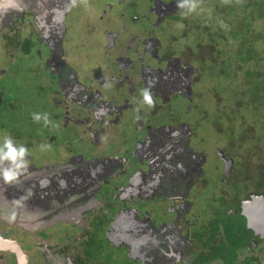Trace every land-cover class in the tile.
I'll return each instance as SVG.
<instances>
[{
    "label": "flooded vegetation",
    "instance_id": "obj_1",
    "mask_svg": "<svg viewBox=\"0 0 264 264\" xmlns=\"http://www.w3.org/2000/svg\"><path fill=\"white\" fill-rule=\"evenodd\" d=\"M54 4L47 12L53 20L46 27L50 33L37 24L35 12L25 9L5 29L21 36L27 62L33 74L40 73L47 98L63 111L66 126H84L97 147L105 142L89 161L78 158L46 166L50 170L45 174L34 171L52 200L70 194L78 184L95 197L82 204V211L81 205L63 209L77 224L82 223L78 226L84 234L80 237L68 224L70 228L61 234L62 250H67L68 243L80 249L74 264H108L122 254L123 264H264V227L258 212L264 190L236 170L230 145L204 147L209 127L217 134L211 124L219 118H209L207 105L204 112L197 109V103L203 102L199 68L193 60H183L178 47L163 39L158 30H164L168 18L169 31H174L179 10L176 0H64ZM186 22L184 18L183 27ZM91 51L98 54L96 65L93 60L84 61L83 55ZM93 72L97 81L109 84L110 95L96 85ZM145 87L152 93L151 106L141 103ZM98 109L104 114L98 115ZM39 192L34 188V196ZM200 195L209 210L207 216L195 206ZM231 219H244L242 228L252 234L246 247L251 254L239 244L238 259L233 261L229 256L237 243L223 229L229 226L235 231ZM198 224L203 234L192 232ZM1 231L0 237L15 244L6 230ZM204 238L206 243L201 242ZM16 244L12 251L0 242V251H11L14 256L7 264H33L26 247ZM93 244L97 246L91 257ZM5 259L0 253V264Z\"/></svg>",
    "mask_w": 264,
    "mask_h": 264
},
{
    "label": "rangeland",
    "instance_id": "obj_2",
    "mask_svg": "<svg viewBox=\"0 0 264 264\" xmlns=\"http://www.w3.org/2000/svg\"><path fill=\"white\" fill-rule=\"evenodd\" d=\"M163 1L169 2L170 0ZM210 1L211 0H193L196 8L192 13L186 16H181L180 13L182 10H177L176 14H178V19L177 23L173 25L175 26L174 31H172V29L169 31L168 18L163 22L162 27H164V30L158 27L161 37L163 39H169L173 47H178V53L185 61L193 60L195 63L194 60L198 58L199 60L201 59L199 55L208 50V47H206L207 42L205 41V36L208 35V32H211L213 37H216L215 49H218L217 51L220 52V55H230L236 48L235 39H233L226 30H221L223 25H225V29H227L226 27L228 26L226 22H222V26L220 24L218 25V22L222 20V15L213 7ZM225 15L229 22V26H233L235 23L232 21L231 14L228 12L225 13ZM184 18L189 22V26L185 25V27L182 28L177 27V24L182 23ZM261 26L262 24L259 22L252 24L253 28ZM7 27L8 26H6V28ZM1 31L0 70H3V73L0 71V136L5 133L11 134L18 143L25 144L31 150V155L28 159L31 161L30 164L33 165V168H31L30 173H25L18 179L20 183L18 184L17 191L14 192V194L21 193L20 197H23L24 195L22 196V194H25L27 191V184L30 182V179L36 177L34 172L35 169H38L36 173L40 171L39 173L45 174L50 170V168L46 169V166H58L78 160V158L89 161L94 155H97L98 151L104 148L105 142L103 141L101 145L97 147L89 139L88 132L84 131V126L73 127L71 124L66 126L67 123L64 122L65 118L63 111L58 109L55 102L47 98V89H45L43 85L40 73L33 74L32 67H30V64L27 62V56L23 53L24 50L16 45L17 41L14 42L18 38L22 39L21 36L19 37L15 33H10V31L6 29H1ZM5 31H9V33H4ZM23 32H25V30H23ZM255 34L256 32L252 34L253 37H255ZM171 37H176L178 40L173 41ZM95 40H97V38ZM7 43L10 47H8ZM203 47H205V51L201 50ZM257 47L261 51L264 50L260 42H258ZM191 49H194V51ZM191 52H193V54ZM83 57L86 63L87 60H93L94 65L97 64V53L91 51L88 56L83 55ZM214 57L215 55H209L207 57L208 61L210 62V59ZM224 57L225 56H221L220 59L224 61ZM196 63L198 64V62ZM252 65V62L244 64L241 71L244 72L248 66ZM195 68H199L198 74L200 75V67ZM77 69L80 71L81 67H77ZM85 70L86 68H84L83 71ZM93 74L94 80L97 81L94 72ZM200 80L199 89L201 95H203L201 101L204 103H197V109L204 112V105H207L209 118H219L217 124H211L217 131V134L209 127V141L205 137L204 147L208 145L212 146L214 143H217L220 148L232 145V141L229 140L231 138L227 136L231 133L237 134L242 130H248L253 127L255 124V117L253 116L255 115H253L250 110H244L241 113L238 111L231 120H228L226 113L232 112V106L236 101L228 95L227 91H225V93L221 92L222 96H218L219 92L217 91L221 90V87L224 86L219 85L215 77L204 74L201 76ZM89 82L92 83V80ZM97 82H99V84H97ZM97 82L96 85L104 87V92H106V94L110 95L112 93V89L105 87L104 82L101 80ZM214 86H218V88L214 89ZM226 89L230 90L231 88H227L225 85L223 91ZM33 112L48 113L49 119L54 121L58 126H44L42 120L40 122H34L32 119ZM241 125H246L245 129L240 127ZM204 132L205 130L203 128L202 133ZM107 134L109 135L110 132ZM44 143L49 147L41 150L39 145ZM245 147L246 146H243L241 149ZM105 150L107 151L108 149L105 148ZM94 152H96V154ZM101 154H103V152ZM212 156L214 158L218 155L212 154ZM30 164L29 167L31 166ZM222 165H224V163ZM222 165L217 169L220 173L223 169ZM206 168L208 169V165ZM209 171L213 175L212 165H210ZM220 173L217 175L216 179L221 175ZM247 173L248 172L245 171L244 176ZM25 179H27V181ZM208 183L210 184V182ZM0 187V230H6V236H10V238L26 247L27 255L30 257L33 264H74L76 258L73 257L77 255L80 249H74L73 243H68L65 245L67 250L64 251L62 250L64 246L58 245L63 235L62 231L67 229L66 226L69 224L58 220L59 217L63 216V213L60 211L61 209L76 208L79 205H81L79 211H82V204L86 201L87 203H91L90 198L92 197L95 199L94 195H90V192H86L85 188H82L81 185L78 184L71 187L73 191L70 194L56 196L53 200L51 196L42 195L41 198L43 203L40 204L27 198L21 200L20 197L9 194L8 191L2 193V191L7 189L2 187V184H0ZM34 188L35 186H31L29 189L32 190ZM210 193L214 194V190ZM51 195L53 196L52 193ZM195 202L196 208L200 209L203 216H207L209 210L204 206L202 195H200ZM69 217L72 216L69 215ZM231 221H234V227H237L234 231L235 234H232L229 226L223 227L224 232L229 234V239L240 244L242 246L241 249L251 254L252 251L246 248L252 242V237L250 238L252 235L251 230L242 228V226H245L244 219L239 222H236L234 219H231ZM72 223L73 230L78 231L80 237H82L84 231L82 227L78 226L82 225V223L79 222L77 224L75 219L72 220ZM198 225L200 227H197L195 230L194 227L191 228L193 230L192 232L203 234L202 226L200 224ZM52 228L53 231L48 236L42 237V234L39 235L40 232L48 233ZM69 239H72V237ZM201 242L206 243L207 239H201ZM96 246L97 245L93 244V249L91 248V250H95L94 248H96ZM0 253L6 257L4 264L14 261V256L11 251H0ZM125 259L126 258L123 257L122 254L118 259H109L108 264H123ZM91 262H93V260H91Z\"/></svg>",
    "mask_w": 264,
    "mask_h": 264
},
{
    "label": "trees",
    "instance_id": "obj_3",
    "mask_svg": "<svg viewBox=\"0 0 264 264\" xmlns=\"http://www.w3.org/2000/svg\"><path fill=\"white\" fill-rule=\"evenodd\" d=\"M210 3L222 15L221 22L218 25L226 22L221 27L222 31L230 34L236 44L234 52L230 55H220V52L215 49V39L211 32L205 36L207 42L205 53H201L200 60H194L197 67H200V76L204 74L210 77H215L219 85H223L218 96H222L221 92L227 91L234 101L232 112L226 113L227 119L231 120L238 111L250 110L253 117H255V124L248 130H242L237 134L231 133L227 137L232 141L231 151L234 155V163L236 170L243 173L247 171L246 181L256 182L255 184L264 190V50L258 49L257 44L260 42L264 48V0H211ZM231 14L232 21L235 23L229 26L225 13ZM223 22V23H222ZM261 23L262 26L253 28V23ZM185 25L189 26L187 21ZM210 30V29H209ZM256 32L255 37L252 34ZM210 36V37H209ZM22 39H16V45L20 46ZM240 40V41H239ZM10 42V41H8ZM203 49H201L203 51ZM24 54L27 55L25 48ZM194 51V49H192ZM215 55L213 59L208 61V56ZM224 57V61L220 59ZM253 63L252 66L247 67L244 72L241 68L244 64ZM236 64V65H235ZM243 65V66H242ZM225 73V74H224ZM218 85V86H219ZM231 88L223 91V88ZM218 86H214L217 89ZM238 87V88H237ZM233 114V115H231ZM258 118V120H257ZM244 122V121H243ZM246 125H241L245 129ZM252 126V125H251ZM246 146L244 149L241 147ZM240 165V166H239ZM237 228V227H236ZM233 229H231L232 231ZM232 234H235L232 231ZM239 244L233 247V251L229 257L231 260L237 258V250ZM92 256H95V250H91Z\"/></svg>",
    "mask_w": 264,
    "mask_h": 264
},
{
    "label": "clouds",
    "instance_id": "obj_4",
    "mask_svg": "<svg viewBox=\"0 0 264 264\" xmlns=\"http://www.w3.org/2000/svg\"><path fill=\"white\" fill-rule=\"evenodd\" d=\"M176 5H177L178 9L182 10L180 13L181 16H186V15L192 13L196 8V5H195V3H193V0H176ZM177 27L182 28L183 24L178 23ZM5 28L6 27H4L3 29H5ZM0 33H2V31ZM108 86H109V84L106 82L105 87H108ZM141 103L143 105H148V106H151L153 104L152 93H151L149 87H145L144 89H142V91H141ZM97 114L103 115L104 110L98 109ZM32 119L34 122H40L42 120L44 126H49V125H51L52 127L58 126L54 121L49 119L48 113H46V112L45 113L33 112L32 113ZM39 147L41 150H44L49 146L46 143H44V144H40ZM30 155H31V150L25 144L18 143L11 134L5 133L2 136H0V184H2V187H5L7 189V191L11 192V190H12V188H9V185H11L13 183H15V184L20 183V180H18V179L23 174L28 173V172L30 173L31 167H29V159H28V157ZM25 180L27 181V179H25ZM29 183L32 184V187L35 186L36 189L40 190L38 195L49 196L46 193L47 188L44 187L40 182H38V180L36 178H31ZM57 189H59V188H57ZM62 193H64V192H62ZM30 195H32V191H31V189L27 188L26 196H30ZM26 196L21 197V200L25 199ZM58 209H60V208H58ZM60 212L63 213V216L59 217L58 220H60L61 222L69 223V225H73L72 220H74V218L69 217V214H65L63 209ZM263 217H264V214L262 215V213H261V216L259 218V222H260V225L262 227H264L263 226V224H264ZM69 225L67 224L68 228H70ZM65 230H63L62 232H64ZM39 235H41L42 237H45V236H48V233L47 232H45V233L40 232ZM16 242L19 243L18 241H16ZM58 245L60 246L61 242ZM91 253L92 252L90 251L89 255L92 257L93 254H91ZM77 260L78 259H76V261Z\"/></svg>",
    "mask_w": 264,
    "mask_h": 264
},
{
    "label": "water",
    "instance_id": "obj_5",
    "mask_svg": "<svg viewBox=\"0 0 264 264\" xmlns=\"http://www.w3.org/2000/svg\"><path fill=\"white\" fill-rule=\"evenodd\" d=\"M57 1L61 2L63 4L64 0H0V31L6 26H10V22L13 19V17L17 14L21 15L22 11L25 10H31L36 13L37 15V24L44 28L46 33H50V31L46 30V27L48 23H52V18L47 14V12H50L52 9L50 6ZM56 6V4L53 5V8ZM56 181L58 177H53ZM32 184L28 183L27 188H30ZM1 188V187H0ZM18 189V186L13 187L11 192L8 191L11 195H16V197H20L19 194H14ZM6 193L7 190L2 191V193ZM24 195V196H23ZM23 197L26 196L25 194H22ZM39 196L41 195H30L26 196L27 199L33 200L35 202H38L42 204V198ZM21 198V197H20ZM263 201V207H259L258 212L264 214V197L262 199ZM260 217V216H259ZM264 226V224H263ZM15 246H18L16 241H14ZM13 245L10 244V246H7V249H11L14 251Z\"/></svg>",
    "mask_w": 264,
    "mask_h": 264
},
{
    "label": "bare ground",
    "instance_id": "obj_6",
    "mask_svg": "<svg viewBox=\"0 0 264 264\" xmlns=\"http://www.w3.org/2000/svg\"><path fill=\"white\" fill-rule=\"evenodd\" d=\"M9 28V27H8ZM240 41V40H239ZM236 65V64H235ZM225 74V73H224ZM51 101V100H50ZM240 166V165H239ZM21 178V177H20ZM19 184V183H18ZM18 184H15V183H13V184H11V185H9V188H13V187H16V186H18ZM32 191V195H34V189H32L31 190ZM36 196V195H35ZM1 241H4L5 242V245H7V246H10V244L12 245V241L10 240V239H8V238H5V237H0V242Z\"/></svg>",
    "mask_w": 264,
    "mask_h": 264
}]
</instances>
